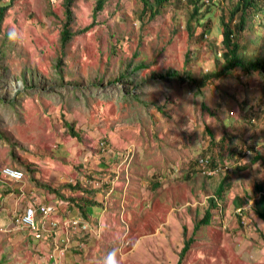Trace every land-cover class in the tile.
Here are the masks:
<instances>
[{
  "label": "rangeland",
  "instance_id": "1",
  "mask_svg": "<svg viewBox=\"0 0 264 264\" xmlns=\"http://www.w3.org/2000/svg\"><path fill=\"white\" fill-rule=\"evenodd\" d=\"M208 1L191 19L186 0L153 16L141 0H74L64 46V0H0L9 4L0 24V170L24 173L21 182L0 174V264H264L255 210L264 197L262 76L235 69L201 96L174 81L143 91L115 80L130 63H143L137 76L147 83L152 73L220 70L222 19L237 0ZM201 17L211 21L203 41ZM254 29L261 40H246L247 58L264 57V20ZM50 204L39 236L18 224L25 208ZM208 210L210 224L195 231Z\"/></svg>",
  "mask_w": 264,
  "mask_h": 264
},
{
  "label": "trees",
  "instance_id": "2",
  "mask_svg": "<svg viewBox=\"0 0 264 264\" xmlns=\"http://www.w3.org/2000/svg\"><path fill=\"white\" fill-rule=\"evenodd\" d=\"M73 1L74 0H64L63 2L65 7L66 19H67L64 25V29L62 30L61 33V40L64 46H66L67 42L73 36V32L69 27L71 24V19L73 14L72 13ZM141 1L143 3L144 8L149 7L148 9L151 10L150 12L151 16H153L154 8H159V10H161V8L164 7L166 3L172 0H153V3L150 2V0H141ZM204 1L206 0H186V4L190 6V8H192L191 19L192 18L195 19L197 17L201 6H203L204 4ZM102 4L103 1L99 2L98 8H102ZM205 6H209L208 0ZM8 7L9 4L0 6V24L2 21V17L7 11ZM256 17L259 18L260 20L261 19L264 20V0H237L236 4L229 11V20L227 21V23L225 18L222 19L223 47L225 50L222 53V58L224 62L220 70L208 71L199 78H197L194 74H192L191 71L188 69H185V71L182 73L179 71H167L165 74L152 73L150 76L152 78L150 80L152 81L147 83L144 81V79L138 80V76H137L138 72H140L144 68L143 63L135 66H133L132 63H130L121 71L119 78L115 80H119L121 81V83L129 81L130 84L133 85L132 90H135V88L139 87L143 91L144 88L148 87L149 84L155 82L153 80H157V82L161 81L163 83H169L174 81L181 84H188L190 88L193 90L194 94L197 96L203 95L204 93L203 90L205 89V87H207V85L211 81L224 78L225 76L233 72L235 69H240L245 73L256 71L262 76L264 80V57L263 56H259L257 58L246 57V50L250 48L249 45L247 44L251 43L252 45L253 44L258 45L259 40H261V38H259L260 35L256 37L257 39L254 38L255 37L254 34L256 32L254 29ZM196 20H197V26L201 30L199 34V38L201 41H203L205 36H207L210 33L211 21L209 19L207 20L205 17L197 18ZM188 25H191V22H189ZM248 34L250 35L249 38H248ZM246 40H250V42ZM263 46L264 45L262 44L261 47ZM189 62H190V56L187 55L186 64H185L186 68L189 66ZM57 67L59 66L57 65ZM58 75L62 77L61 71H59ZM32 80H34V76ZM23 82H24V89L34 88V85L31 83L33 81L27 79L25 76L23 77ZM134 98L139 99L140 103H144V100L141 98V94H132V98L130 99H134ZM66 126L68 127L70 132L74 134V137H77V133L74 132V127H71L69 124H66ZM2 138L5 139L4 136ZM210 164H212L213 166L212 168L216 167L215 163H213L212 161H210ZM25 169L30 170V167L26 166ZM228 188L229 187H226V181L225 180L222 181L216 191L217 196L221 197L223 192ZM262 191H263V185L257 184L254 190L255 196H259V193H261ZM238 204L239 206H242L241 201H239ZM212 206H216L214 200H212ZM255 210H256V214L264 221V197L261 196L260 199L256 202ZM83 211L87 213L86 210ZM210 217H211L210 211L208 210L202 222L196 224L195 231H198L201 225H209ZM191 242H193L192 238L187 240L183 252H187L189 250Z\"/></svg>",
  "mask_w": 264,
  "mask_h": 264
},
{
  "label": "built area",
  "instance_id": "3",
  "mask_svg": "<svg viewBox=\"0 0 264 264\" xmlns=\"http://www.w3.org/2000/svg\"><path fill=\"white\" fill-rule=\"evenodd\" d=\"M207 163L208 160L201 159V164L205 165ZM0 174L3 178L13 182H21L24 178V173L22 170L10 166H4L0 170ZM54 211L55 209L51 205H43L38 209L30 206L24 210L23 215L17 220V222L21 227L26 228L30 232L39 236V230L47 225V222L50 220ZM38 215L40 218H38ZM71 223L76 227L79 225V221L76 219H72ZM53 224L55 225V223ZM83 227L85 228L86 225Z\"/></svg>",
  "mask_w": 264,
  "mask_h": 264
},
{
  "label": "clouds",
  "instance_id": "4",
  "mask_svg": "<svg viewBox=\"0 0 264 264\" xmlns=\"http://www.w3.org/2000/svg\"><path fill=\"white\" fill-rule=\"evenodd\" d=\"M108 264H115V261L112 260V259H110V260L108 261Z\"/></svg>",
  "mask_w": 264,
  "mask_h": 264
},
{
  "label": "crops",
  "instance_id": "5",
  "mask_svg": "<svg viewBox=\"0 0 264 264\" xmlns=\"http://www.w3.org/2000/svg\"><path fill=\"white\" fill-rule=\"evenodd\" d=\"M51 206H53L54 207V205H52V204H50ZM26 209V208H25ZM87 213H88V211H87ZM89 214V213H88ZM38 218H40V216L38 215ZM72 220V219H71ZM41 222V221H40Z\"/></svg>",
  "mask_w": 264,
  "mask_h": 264
}]
</instances>
